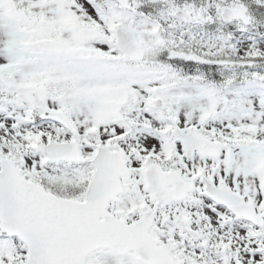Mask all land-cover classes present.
<instances>
[{
	"label": "snow or ice",
	"instance_id": "1",
	"mask_svg": "<svg viewBox=\"0 0 264 264\" xmlns=\"http://www.w3.org/2000/svg\"><path fill=\"white\" fill-rule=\"evenodd\" d=\"M0 264H264V0H0Z\"/></svg>",
	"mask_w": 264,
	"mask_h": 264
}]
</instances>
